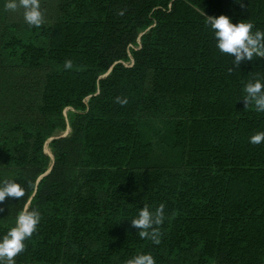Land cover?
<instances>
[{
	"label": "trees",
	"instance_id": "1",
	"mask_svg": "<svg viewBox=\"0 0 264 264\" xmlns=\"http://www.w3.org/2000/svg\"><path fill=\"white\" fill-rule=\"evenodd\" d=\"M5 3L0 182L26 195L0 204V239L26 206L42 217L16 264H264V112L243 98L264 57L237 69L201 15L264 31V0H41L39 28ZM161 203L157 245L131 219Z\"/></svg>",
	"mask_w": 264,
	"mask_h": 264
},
{
	"label": "clouds",
	"instance_id": "2",
	"mask_svg": "<svg viewBox=\"0 0 264 264\" xmlns=\"http://www.w3.org/2000/svg\"><path fill=\"white\" fill-rule=\"evenodd\" d=\"M241 8L245 7L244 0H236ZM5 9L17 12L23 9V18L29 27L39 28L45 23V14L41 9V0H6ZM127 10H118L117 15L123 16ZM205 23L214 32L217 48L221 53L234 57L232 63L238 69L242 62L251 61L256 57H264V31H253L252 23H233L227 15L219 17L208 16L204 12ZM64 68H73V62L68 59L64 62ZM231 74L234 69L229 67ZM244 103L246 107L250 104L258 112H264V82L256 80L249 82L244 88ZM116 102L121 106L128 103L127 98L117 97ZM250 143L259 145L264 143V131L253 134ZM26 188L17 183L14 178L4 179L0 182V204L6 199H23ZM3 208H0V212ZM165 205L161 203L154 211L145 205L138 216L131 219V226L139 229L138 235L141 239H148L154 244L161 243L162 232L160 226L165 221ZM41 213L38 210H29L26 206L16 217L15 226L10 228L0 239V264H16V257L26 251V241L30 240L37 232L41 222ZM126 264H156L151 254H138L126 261Z\"/></svg>",
	"mask_w": 264,
	"mask_h": 264
},
{
	"label": "rangeland",
	"instance_id": "3",
	"mask_svg": "<svg viewBox=\"0 0 264 264\" xmlns=\"http://www.w3.org/2000/svg\"><path fill=\"white\" fill-rule=\"evenodd\" d=\"M136 48L135 46H131V49L129 50V59L124 61V63L126 65H132L133 64V56H132V49ZM88 100V99H87ZM77 110H75L73 107L68 106L63 110V114L65 116V120H66V128L64 130H59L54 137H59V136H65L71 133V118L73 116V114L76 112ZM51 139V138H50ZM50 139L46 142L45 144V151L50 154L52 157V150L50 147Z\"/></svg>",
	"mask_w": 264,
	"mask_h": 264
},
{
	"label": "water",
	"instance_id": "4",
	"mask_svg": "<svg viewBox=\"0 0 264 264\" xmlns=\"http://www.w3.org/2000/svg\"><path fill=\"white\" fill-rule=\"evenodd\" d=\"M111 70H112V68L109 70V72L108 73H106L105 75H108L110 72H111ZM54 138H56V137H52L51 139H50V141L52 140V139H54ZM53 155V154H52ZM50 170H51V168L48 170V172H50ZM47 172V173H48Z\"/></svg>",
	"mask_w": 264,
	"mask_h": 264
}]
</instances>
